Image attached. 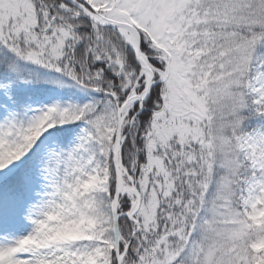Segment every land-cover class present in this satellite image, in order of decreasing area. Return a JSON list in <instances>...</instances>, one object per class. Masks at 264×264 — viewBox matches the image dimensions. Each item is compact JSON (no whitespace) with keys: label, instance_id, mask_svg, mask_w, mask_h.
Instances as JSON below:
<instances>
[{"label":"snow or ice","instance_id":"obj_1","mask_svg":"<svg viewBox=\"0 0 264 264\" xmlns=\"http://www.w3.org/2000/svg\"><path fill=\"white\" fill-rule=\"evenodd\" d=\"M0 264H264V0H0Z\"/></svg>","mask_w":264,"mask_h":264},{"label":"rangeland","instance_id":"obj_2","mask_svg":"<svg viewBox=\"0 0 264 264\" xmlns=\"http://www.w3.org/2000/svg\"><path fill=\"white\" fill-rule=\"evenodd\" d=\"M35 85L46 87L47 91H43L41 95H36L35 98H33L34 103L32 104V107L34 108L42 104L50 103L53 100L82 99L87 96V93L70 84L64 87L43 82ZM30 227V224L25 223L18 229V231L24 232Z\"/></svg>","mask_w":264,"mask_h":264},{"label":"trees","instance_id":"obj_3","mask_svg":"<svg viewBox=\"0 0 264 264\" xmlns=\"http://www.w3.org/2000/svg\"><path fill=\"white\" fill-rule=\"evenodd\" d=\"M29 89H30V94H35V93L40 94V93H42L43 91L46 90L45 87L38 86V85L34 86V89L33 88L32 89L29 88Z\"/></svg>","mask_w":264,"mask_h":264}]
</instances>
